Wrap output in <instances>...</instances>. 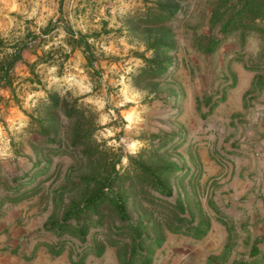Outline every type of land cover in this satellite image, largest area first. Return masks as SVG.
I'll list each match as a JSON object with an SVG mask.
<instances>
[{
  "label": "rangeland",
  "instance_id": "obj_1",
  "mask_svg": "<svg viewBox=\"0 0 264 264\" xmlns=\"http://www.w3.org/2000/svg\"><path fill=\"white\" fill-rule=\"evenodd\" d=\"M160 2L176 8L167 15ZM241 3L0 0V69L8 67L0 78V159L32 164L7 190L46 214L42 226L56 245H86L96 255L108 247L120 264L152 263L169 234L205 232L213 210L228 236L203 264H228L239 245L230 236L234 215L224 213L215 191L225 185L218 137L233 127L226 116H236L220 108L226 80L236 83L233 69L252 74L244 100L254 141L262 140L255 127L264 113V0L262 17L241 13L246 26L222 29ZM158 38L170 47L158 48ZM18 47L21 58L9 64ZM166 161L176 165L167 174L140 169H165ZM110 178L125 197L127 220L106 201L68 215Z\"/></svg>",
  "mask_w": 264,
  "mask_h": 264
},
{
  "label": "crops",
  "instance_id": "obj_2",
  "mask_svg": "<svg viewBox=\"0 0 264 264\" xmlns=\"http://www.w3.org/2000/svg\"><path fill=\"white\" fill-rule=\"evenodd\" d=\"M234 70L237 71L236 83L231 78L226 80L231 88L220 108L226 109L227 115L236 116L233 119L226 116L225 123L232 120L233 127L222 128L223 135L218 137L224 167L219 182L225 185L215 194L219 196V203H223L224 213L234 215L230 236H236L239 245L237 252L228 256V264H256L255 260L264 264V113L255 127L256 137L262 140L254 141L251 139L253 133L246 127L250 126V122H246L250 102L244 100V94L252 88V74L244 68ZM251 103L260 106L253 100ZM214 134L211 135L213 139L216 138ZM225 136H228L226 143ZM31 165L29 157L26 160L22 156L14 160L0 159V264H120L108 247L96 255L94 249L86 245L65 248L56 245L55 238L42 226L46 214L38 216L37 208L31 207L24 198L15 196L12 199L8 183L16 173L23 174ZM210 176L203 174L202 180ZM212 213L214 220L212 218L206 231L199 236L169 234L156 248L149 264H192L193 261L203 264L210 249L218 247L214 253L219 254L226 246L228 232L216 223L217 211L212 210Z\"/></svg>",
  "mask_w": 264,
  "mask_h": 264
},
{
  "label": "trees",
  "instance_id": "obj_3",
  "mask_svg": "<svg viewBox=\"0 0 264 264\" xmlns=\"http://www.w3.org/2000/svg\"><path fill=\"white\" fill-rule=\"evenodd\" d=\"M221 1L222 2H229L230 0H221ZM238 1L242 2L240 4L239 9L237 10L236 13H233L230 17L227 18L226 22L222 26V29H225L226 26H228L230 23H231V28H237L239 26H246L247 23L244 22L243 19H240L241 13H246L247 16L251 17V19H254L257 17H262V12H263L262 10L263 9L260 6L259 0H238ZM170 3L162 5V2H160V5H161L160 7H162L163 10H167V13H166L167 15H170L174 11V9L176 8L175 3H172V4H170ZM231 5H233V4H231ZM236 5L237 4H235L234 6H236ZM224 6H225L224 7L225 9L228 8V7H226V6H228L227 4ZM166 14L164 16H166ZM213 14H214V16H216L218 14V9H215V11H213ZM153 44L157 45L158 48L160 46H164V48L170 47V44L163 41V38H158L157 40H154ZM209 48H210V46H209ZM21 51H22V48L18 47L17 50L14 52V54L11 55L12 58L9 59L10 60L9 64H10V62L17 60L18 58H21ZM159 69L164 70V67L162 65L161 66L159 65L158 70ZM7 70H8L7 65L0 69V78L1 79L7 78ZM74 142H76V141H74ZM175 166L176 165L174 162L170 163V162L166 161L164 164L165 169L160 168V169L154 170L150 167H144L143 165L140 166V169L146 175L147 174L157 175L159 173L167 174L168 172L172 171V169H174ZM113 168L114 167L112 166V169ZM113 172H114V174H117L116 171H113ZM107 178L108 177H105V179H107ZM155 185L157 187H160L161 188L160 190H163V192H164L165 187H161V183H157ZM112 186H113V178H110L106 181L104 180L102 182L96 183V186L91 193V197L88 198V200L83 205L78 206L75 203H73L71 205V208L68 211V215L74 214L72 217H75L77 215L75 213H78V212L90 211V209L95 211L98 204H101V203L106 201L116 211L118 217L121 220H127L129 217H128L126 206H125V197H123L122 193H120L118 191H114L112 189ZM104 188H108V190H109L108 192H109L110 196L106 193V191H104ZM118 190H120V188H118ZM132 230H134V232L136 234L140 235L137 227L132 225ZM144 264H149V261L146 260V262Z\"/></svg>",
  "mask_w": 264,
  "mask_h": 264
}]
</instances>
